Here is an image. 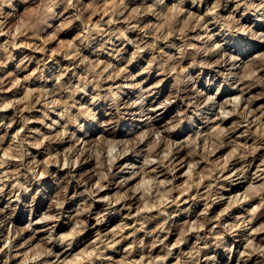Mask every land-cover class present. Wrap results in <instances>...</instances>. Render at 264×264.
I'll list each match as a JSON object with an SVG mask.
<instances>
[{"label": "clouds", "instance_id": "1", "mask_svg": "<svg viewBox=\"0 0 264 264\" xmlns=\"http://www.w3.org/2000/svg\"><path fill=\"white\" fill-rule=\"evenodd\" d=\"M0 264H264V0H0Z\"/></svg>", "mask_w": 264, "mask_h": 264}]
</instances>
